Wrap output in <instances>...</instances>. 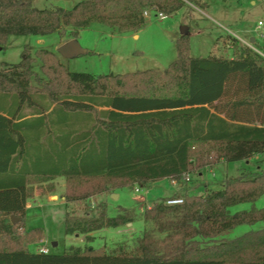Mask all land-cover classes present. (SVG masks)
Here are the masks:
<instances>
[{
    "label": "trees",
    "instance_id": "1",
    "mask_svg": "<svg viewBox=\"0 0 264 264\" xmlns=\"http://www.w3.org/2000/svg\"><path fill=\"white\" fill-rule=\"evenodd\" d=\"M194 0H80L73 7H36L34 0H0V45L11 35L78 37L92 22L136 31L145 10L173 14ZM69 26H73L69 30ZM69 30V31H68ZM233 56L190 54V30L177 39L167 68L94 74L70 70L51 50L26 44L17 63L0 68V231L25 226L32 182L66 178L67 202L112 188L171 178L182 186L213 152L226 162L264 154V56L226 35ZM40 60V70L34 68ZM26 109L31 110L27 112ZM264 169L225 179L222 189L191 193L182 204L146 208L148 230L134 246L113 250L73 245L62 253L23 246L44 239L41 226L0 248V264H264V225L233 239L239 224L264 223ZM251 203L234 214L232 207ZM12 216L21 220L13 223ZM128 208L109 216L65 214V233L120 227Z\"/></svg>",
    "mask_w": 264,
    "mask_h": 264
},
{
    "label": "rangeland",
    "instance_id": "2",
    "mask_svg": "<svg viewBox=\"0 0 264 264\" xmlns=\"http://www.w3.org/2000/svg\"><path fill=\"white\" fill-rule=\"evenodd\" d=\"M78 1L80 0H34V5L40 8L53 6L71 8ZM146 18L147 22L143 27L136 31L125 32H119L116 28L100 22H92L82 29L77 37L80 46L87 52L75 56L64 54L71 47V45L65 46V43L73 40L69 34L11 35L5 45H0V68L4 62H19L22 50L26 44H29L32 53L40 48L53 51L72 71L117 74L152 68L164 69L177 58L176 42L183 29L190 30L192 56H207L211 53L232 57L233 50L224 42L228 32L226 28H232L231 30L239 37L248 41V38L255 34V24L258 20L264 19V0H194L163 20L159 19L154 11H151L150 16ZM72 28L73 26H69V30ZM241 43L245 45L242 41ZM59 48L61 49L58 50ZM40 64L39 59L34 64V68L38 71ZM26 111L31 110L26 109ZM260 169H264V154H258L249 160L226 162L222 159L217 160L215 153L212 152L210 163L190 173L185 180L187 186L178 191L177 186L180 183L176 181L178 185H175L170 178H163L144 187L134 184L112 188L87 199L72 202L61 198L66 190L60 196L50 192L52 197L48 194L35 197L36 190L43 195L46 189L42 182H32L30 188L34 198L30 200L31 206L25 217V226L17 227L13 237H7V240H4V235L0 231V248L12 246L7 245L11 244L12 238L14 240L18 237L23 238L28 230L38 226L43 227L45 240L23 244L33 251L46 247L52 252L62 253L73 245L88 244L94 248L105 247L108 251L123 243L132 247L146 230L155 233L158 237H164V234L157 232L152 221H145L146 225L144 224L143 213L146 208L160 202L165 203L170 198H184L191 193L204 194L211 189H222L226 178L241 174L252 175ZM54 186V183L48 184L50 188ZM110 192L118 194L117 197ZM255 206L264 208V195L255 202ZM122 207L128 208L133 216V226L127 223L120 227L99 229L94 235H90L91 241L86 234L65 233L64 220L67 212L77 218H91L106 210L109 216H115L120 213ZM251 207V203H241L231 210L236 214ZM263 225V222L254 225L239 224L223 237H219L217 241L222 238L233 239L247 231L260 229Z\"/></svg>",
    "mask_w": 264,
    "mask_h": 264
},
{
    "label": "built area",
    "instance_id": "3",
    "mask_svg": "<svg viewBox=\"0 0 264 264\" xmlns=\"http://www.w3.org/2000/svg\"><path fill=\"white\" fill-rule=\"evenodd\" d=\"M151 10H145L144 15L145 16H150ZM156 15L159 19L163 20L165 19L168 15L164 13L163 11H156ZM227 29V33L231 34L232 36L240 39L246 46H249L256 51H258L262 56H264V19L258 20V22L255 24V34L253 37L255 38L254 41L251 40L252 37L248 38V41H246L244 38H241L238 36V34L234 31H232L229 28ZM175 182V181H174ZM184 202V198H170L166 200V204L169 205H175V204H182ZM40 252H49V249L46 247H42L39 250Z\"/></svg>",
    "mask_w": 264,
    "mask_h": 264
},
{
    "label": "crops",
    "instance_id": "4",
    "mask_svg": "<svg viewBox=\"0 0 264 264\" xmlns=\"http://www.w3.org/2000/svg\"><path fill=\"white\" fill-rule=\"evenodd\" d=\"M232 29V28H231ZM182 33V32H181ZM222 34V33H221ZM171 179V178H170ZM172 180V182H173V184H175V185H178L177 184V182H176V180H173V179H171ZM175 181V182H174ZM155 182V181H154ZM49 183H54V185L56 186H54L53 188H50V187H48V184ZM153 183V182H152ZM42 184L45 186V189H46V192L42 195V194H40V193H38V191L36 190L35 191V193H34V196L36 197V196H45V194H48V196L49 197H52L53 195L52 194H50V192H55L56 194H58L59 196L60 195H63L64 194V192H65V190H66V178L64 177V176H58V177H56V178H54V179H51V180H48V181H43L42 182ZM185 186H187V185H181V184H179L178 186H177V191L178 190H180V189H183ZM50 188V189H49ZM188 188V187H187ZM104 195H105V193H103ZM102 194V195H103ZM110 194H113V192H110ZM109 194V195H110ZM34 196H32V197H29L28 198V200H27V205H26V215H27V211H28V209H29V207L31 206V202H30V200L32 199V198H34ZM107 196V195H106ZM61 198L62 199H65L64 198V196H61ZM143 221H144V219H143ZM259 223V222H258ZM258 223H256V224H258ZM133 224H134V221L133 222H130V223H128L127 225H132L133 226ZM144 224L146 225V222L144 221ZM27 227V226H26ZM97 231V230H96ZM96 231H93V232H91L89 235H94V233L96 232ZM45 239H43L42 240V242L44 241ZM89 245V244H88ZM33 251V250H32ZM49 252H52V251H50L49 250Z\"/></svg>",
    "mask_w": 264,
    "mask_h": 264
},
{
    "label": "water",
    "instance_id": "5",
    "mask_svg": "<svg viewBox=\"0 0 264 264\" xmlns=\"http://www.w3.org/2000/svg\"><path fill=\"white\" fill-rule=\"evenodd\" d=\"M186 28V27H184ZM184 29L182 31V33H184ZM254 37L251 38L252 41H254ZM68 45H71L69 51L67 53H64L68 56H75V55H80V54H83V53H86L87 51L84 50L81 46H80V43L78 42V40L76 38H73V40H71V42H66L65 43V46H68ZM61 48H59L58 50H60ZM118 194L116 193H113V196H116L117 197ZM12 221L13 223H17L18 221L21 220L20 217H17V216H12ZM56 242H53V244H55Z\"/></svg>",
    "mask_w": 264,
    "mask_h": 264
}]
</instances>
